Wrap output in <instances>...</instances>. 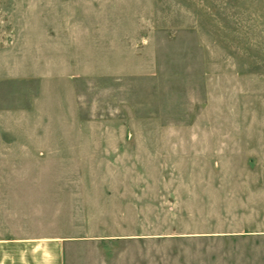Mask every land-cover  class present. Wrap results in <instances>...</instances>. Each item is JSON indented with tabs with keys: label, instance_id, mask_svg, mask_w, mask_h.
<instances>
[{
	"label": "rangeland",
	"instance_id": "obj_1",
	"mask_svg": "<svg viewBox=\"0 0 264 264\" xmlns=\"http://www.w3.org/2000/svg\"><path fill=\"white\" fill-rule=\"evenodd\" d=\"M26 1L0 0V50L18 70L43 48L87 121L20 132L67 135L45 164L122 237L112 264H264V0Z\"/></svg>",
	"mask_w": 264,
	"mask_h": 264
},
{
	"label": "crops",
	"instance_id": "obj_2",
	"mask_svg": "<svg viewBox=\"0 0 264 264\" xmlns=\"http://www.w3.org/2000/svg\"><path fill=\"white\" fill-rule=\"evenodd\" d=\"M98 2L103 4L80 0L84 6ZM66 4L72 5L27 0L28 9L22 12H47L37 8ZM6 49L0 50V264H112L111 246L122 237L89 234L87 224L77 221L86 213L73 212L82 201L60 196L70 184L59 177L67 169L45 164L67 151V135L20 132L43 121H87L78 98L75 101L73 91L67 92V70L51 75L56 78L50 87L43 48L33 50L35 65L28 62L18 70L8 58L14 51ZM54 53L67 55V47L55 46ZM19 84L25 87L19 90Z\"/></svg>",
	"mask_w": 264,
	"mask_h": 264
}]
</instances>
